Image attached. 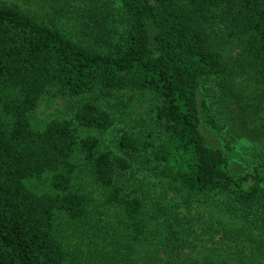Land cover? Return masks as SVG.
Returning a JSON list of instances; mask_svg holds the SVG:
<instances>
[{"label":"trees","instance_id":"trees-1","mask_svg":"<svg viewBox=\"0 0 264 264\" xmlns=\"http://www.w3.org/2000/svg\"><path fill=\"white\" fill-rule=\"evenodd\" d=\"M81 9L107 48L0 3V264H264V176L231 171L234 137L199 100L238 74L264 97V0H90ZM109 17L120 25L114 42ZM46 94L73 103L35 128ZM122 121L116 153L99 134ZM203 123L223 147L208 143ZM148 178L163 186L157 198ZM87 180L101 190L96 200ZM168 193L229 219L210 217L190 239L192 218L157 200ZM82 229L103 246H74Z\"/></svg>","mask_w":264,"mask_h":264},{"label":"rangeland","instance_id":"rangeland-1","mask_svg":"<svg viewBox=\"0 0 264 264\" xmlns=\"http://www.w3.org/2000/svg\"><path fill=\"white\" fill-rule=\"evenodd\" d=\"M89 2L90 0H0V3L19 6L39 20L57 22L68 35L82 42L107 48L110 44H105L104 40L95 41L91 38L90 34L93 29L91 18L88 14L83 13L81 9V4H89ZM109 18L110 23L108 25L112 29L111 39L114 42L118 39L120 25L118 21L113 22L112 17ZM236 51V49L232 50L233 53ZM203 99L207 100L212 112L224 125L223 136L230 134L234 137L235 155L231 156L230 159L231 171L236 174H244L247 171H253L254 167H258L264 176V97L261 95L258 84L245 75L238 74L234 76L229 88L222 90L218 97L212 98L211 101H209L210 98L205 92L200 91L199 100L202 101ZM71 103H73V100L67 97L51 94L44 95L31 115L34 127L42 128L49 119L67 115L71 108ZM201 117H204V111L202 110ZM134 124V120H130L126 126L131 127ZM123 125L124 121L118 122L113 128L103 134H99L103 145L111 148L116 153H119L115 142L116 134L118 127ZM202 131L211 146L223 147L222 137L205 123L202 124ZM147 180L151 196L157 198V194H162V184L156 183L154 179L148 178ZM84 189L91 194L94 200L101 196L100 188L89 180L85 183ZM165 195L157 200L162 201L168 211L173 215L177 212H184L188 217L192 218L195 231L190 235V239L196 240L205 221L210 217L223 221L229 219L223 212L212 209L206 204L187 209L180 204V199L174 194L168 193ZM115 212L112 210L105 220L115 218ZM87 230L84 231L82 229L80 232L70 236L69 241L82 250H94L97 247H102L104 243L102 237L93 236ZM200 250L202 249L199 247L194 251V254H198Z\"/></svg>","mask_w":264,"mask_h":264}]
</instances>
